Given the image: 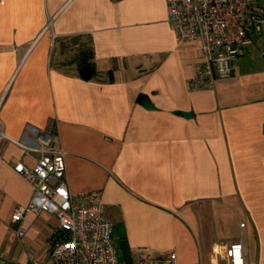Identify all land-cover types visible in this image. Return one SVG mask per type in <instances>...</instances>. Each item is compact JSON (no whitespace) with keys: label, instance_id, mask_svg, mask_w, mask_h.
Instances as JSON below:
<instances>
[{"label":"crops","instance_id":"obj_1","mask_svg":"<svg viewBox=\"0 0 264 264\" xmlns=\"http://www.w3.org/2000/svg\"><path fill=\"white\" fill-rule=\"evenodd\" d=\"M199 47L176 40L167 0H0V264L47 258L56 215L28 210L19 237L11 214L42 202L14 165L32 167L23 146L50 139L68 191L101 193L130 256L229 264L224 247L241 240L246 264H264V22L230 77L190 89Z\"/></svg>","mask_w":264,"mask_h":264},{"label":"built area","instance_id":"obj_2","mask_svg":"<svg viewBox=\"0 0 264 264\" xmlns=\"http://www.w3.org/2000/svg\"><path fill=\"white\" fill-rule=\"evenodd\" d=\"M253 1L167 0V21L176 40L200 41V60L188 83L190 89L211 87L215 79L233 74L249 32L258 30L264 22L263 14ZM23 148L39 156L32 167L17 163L14 170L32 185L33 193L39 195L42 202L33 200L27 207L13 210L11 222L16 225V234L25 235L23 219L28 210L54 213L58 219L46 260L31 259L28 264H121L112 223L103 216L101 193L73 195L68 191L65 152L56 140L50 139L40 147ZM239 226L244 227V223ZM220 248L222 246H217ZM224 252L229 264H246L241 240L225 246ZM131 262L177 264V258L173 250L155 251L141 246L131 256Z\"/></svg>","mask_w":264,"mask_h":264},{"label":"trees","instance_id":"obj_3","mask_svg":"<svg viewBox=\"0 0 264 264\" xmlns=\"http://www.w3.org/2000/svg\"><path fill=\"white\" fill-rule=\"evenodd\" d=\"M92 58H93V49L91 45L81 50L80 66L82 65L88 68L89 77H91L92 74L94 75L95 73ZM109 79L112 80L111 77ZM114 243L116 245L118 255H119V261L121 262V264H132L130 253L127 247L124 245L123 238L117 235V238L114 240Z\"/></svg>","mask_w":264,"mask_h":264},{"label":"water","instance_id":"obj_4","mask_svg":"<svg viewBox=\"0 0 264 264\" xmlns=\"http://www.w3.org/2000/svg\"><path fill=\"white\" fill-rule=\"evenodd\" d=\"M81 75L87 79L89 77V71H88V68L86 66H81L80 69H79Z\"/></svg>","mask_w":264,"mask_h":264},{"label":"rangeland","instance_id":"obj_5","mask_svg":"<svg viewBox=\"0 0 264 264\" xmlns=\"http://www.w3.org/2000/svg\"><path fill=\"white\" fill-rule=\"evenodd\" d=\"M238 58V57H237ZM237 60V59H236Z\"/></svg>","mask_w":264,"mask_h":264}]
</instances>
